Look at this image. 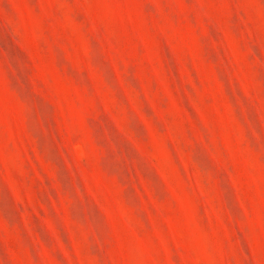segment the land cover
I'll return each mask as SVG.
<instances>
[{"label":"rangeland","instance_id":"rangeland-1","mask_svg":"<svg viewBox=\"0 0 264 264\" xmlns=\"http://www.w3.org/2000/svg\"><path fill=\"white\" fill-rule=\"evenodd\" d=\"M0 264H264V0H0Z\"/></svg>","mask_w":264,"mask_h":264}]
</instances>
